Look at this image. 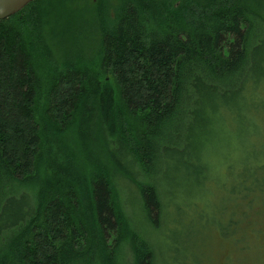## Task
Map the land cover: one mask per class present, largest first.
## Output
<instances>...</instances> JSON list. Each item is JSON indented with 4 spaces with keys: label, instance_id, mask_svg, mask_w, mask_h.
<instances>
[{
    "label": "trees",
    "instance_id": "obj_1",
    "mask_svg": "<svg viewBox=\"0 0 264 264\" xmlns=\"http://www.w3.org/2000/svg\"><path fill=\"white\" fill-rule=\"evenodd\" d=\"M260 2L31 0L0 19V264H201L210 231L225 264H254L264 174L225 199L219 167L254 158V130L264 145Z\"/></svg>",
    "mask_w": 264,
    "mask_h": 264
},
{
    "label": "rangeland",
    "instance_id": "obj_2",
    "mask_svg": "<svg viewBox=\"0 0 264 264\" xmlns=\"http://www.w3.org/2000/svg\"><path fill=\"white\" fill-rule=\"evenodd\" d=\"M261 12L264 15V0L260 2ZM260 130H254V158H246L245 155H235L233 161V165L228 169V165L230 164L229 160H232V157L226 158V154L221 158L222 164L219 167V170L224 174V178L227 180L226 187H223V194L225 199L230 196L231 193L229 191L234 187H240L239 183H243V179H247V174L252 173L254 171V175L264 174V145H260L257 140L260 137ZM229 159V160H228ZM223 180V179H220ZM218 182V183H217ZM216 187H211V189H219V181L216 180ZM214 180V185L216 184ZM229 186V187H228ZM243 186H248V184H244ZM242 186V187H243ZM257 187H254V264H262L264 262V180L258 181L256 184ZM223 194L212 196L210 198V206L208 208L214 219H220L226 217L227 213L222 211L220 215L215 213L216 207L219 202L222 201ZM199 198V197H197ZM256 213L260 214V222L258 223L260 229L255 225V215ZM175 224L170 225L172 228ZM169 233V225L166 235L163 234V229L160 231L157 242L158 249L161 251V248H167V246L171 245V239L167 238ZM208 241V252H202L198 255V260L201 264L203 260L205 264H225L228 259H236L237 253L234 250L232 244L228 241H224L220 239L217 235V232L210 231ZM261 236V237H260ZM260 244V245H259ZM259 245V246H258ZM161 247V248H160ZM250 256H247V260L244 264H250Z\"/></svg>",
    "mask_w": 264,
    "mask_h": 264
},
{
    "label": "water",
    "instance_id": "obj_3",
    "mask_svg": "<svg viewBox=\"0 0 264 264\" xmlns=\"http://www.w3.org/2000/svg\"><path fill=\"white\" fill-rule=\"evenodd\" d=\"M31 0H0V19L17 12Z\"/></svg>",
    "mask_w": 264,
    "mask_h": 264
}]
</instances>
